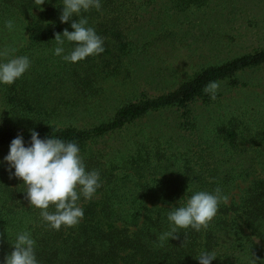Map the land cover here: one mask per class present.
Listing matches in <instances>:
<instances>
[{"label":"trees","instance_id":"trees-1","mask_svg":"<svg viewBox=\"0 0 264 264\" xmlns=\"http://www.w3.org/2000/svg\"><path fill=\"white\" fill-rule=\"evenodd\" d=\"M100 2V10L91 8L87 12L82 11L79 16L63 23L60 17L64 0H45L43 5L36 4L35 0H0V39H27L31 45L52 48L53 54L57 47L55 34L62 35L65 29L73 31L71 23L81 16L86 17L87 26L94 28L103 38L105 51L72 63L65 61L63 55L70 54L74 46L69 45L75 43L65 41V51L58 57L60 65L54 67V71L48 69L46 72L50 76L49 80H52V72L59 69L56 84L69 82L68 87L73 84L83 94L94 90L97 93L102 80L122 73L123 60L134 48L125 29L134 15L132 0ZM8 20L14 23L12 30L5 27ZM39 61L37 59L32 66ZM262 64L264 48H259L225 63L202 68L176 89L155 96L141 94L136 100L121 105L107 121L91 127L62 126L46 121L51 113L35 93L39 94L41 88L51 83H45L42 77H36L34 83L23 76L17 79L10 87L11 93L6 102L12 104L11 109L17 114L31 118H25L26 126L23 130L10 123L0 125L1 154L4 155L10 149L11 141L18 135L23 136L26 147L31 146L33 130L39 134L40 139L52 137L75 142L81 150L86 171L96 170L100 174L101 187L94 194L100 198L96 200L93 196L91 200H86L80 195L77 204L83 209V219L74 227L62 226L60 230H55L43 220L41 210L30 205L27 186L22 179L15 177V169H10L9 164L1 166L0 161V167L4 168L0 169V264H5L6 257L14 251L17 235L25 231L35 241L38 264H189L191 261L200 264L197 258L201 252L216 254L211 264H251L252 258L256 264H264V176L254 178L253 171H241L238 174L240 177L251 180L238 201L220 203V214L214 217L206 230L178 229V238H170L161 247L159 235L170 231L172 227L168 214L161 216L162 213L153 202L143 204L145 201H138L141 197L139 192H133L125 185L109 187L111 179L116 177V171L122 167L116 163L108 164L101 157L103 155L95 153L91 147L113 132L166 107L182 109L181 124L192 129L194 121L190 105L199 99L206 102L213 100L210 94L204 92L209 82L229 80L231 85L238 86L239 71ZM233 122L231 120L229 124L219 126L218 133L229 145L236 147L240 133ZM150 158L148 151L139 148L127 160V164L142 177L143 165ZM237 166L231 167L234 173L238 170ZM212 175L210 173L208 179ZM188 178L196 180L200 177L190 175ZM232 181L233 175L228 174L218 187L214 183H207L198 191L214 194L220 188L222 195H226L223 190ZM196 187L192 186L191 194L196 193ZM128 193L131 197H126L123 201L125 207H121L122 202L115 199ZM180 206L178 203L175 208ZM48 210L55 212V206L50 205ZM154 213L158 218H154Z\"/></svg>","mask_w":264,"mask_h":264},{"label":"rangeland","instance_id":"rangeland-1","mask_svg":"<svg viewBox=\"0 0 264 264\" xmlns=\"http://www.w3.org/2000/svg\"><path fill=\"white\" fill-rule=\"evenodd\" d=\"M132 3L133 19L125 29L134 45L133 51L123 60L122 73L102 80L97 93L94 90L83 94L73 84L68 87L69 82L56 84L59 69L52 72L49 80L46 71H54L61 63L59 56L52 54V48L31 45L27 39H0V51L14 48L13 56H27L31 61L24 79L34 83L36 77H42L45 83H51L41 88L39 94L35 93L51 113L46 121L91 127L107 121L121 105L141 94L170 92L202 68L264 48V0H132ZM37 59L41 61L33 67ZM0 62L5 61L0 58ZM237 78L238 86L231 85L229 80L219 81L216 99L210 102L199 99L190 105L192 129L181 124L182 109L166 107L92 144L93 151L103 155L108 164L122 167L109 187L120 184L139 192L138 201L155 203L162 216L178 203L185 206L193 195L190 193L193 185H197L196 192L207 183L218 187L220 181L232 174L233 181L223 192L228 197L227 203L238 201L251 180L240 177L241 171H253L254 178L264 176V64L239 71ZM11 85L0 83V125L10 123L23 130L25 118L31 117L17 114L11 109L12 104L6 102ZM231 120L240 133L236 147L218 133V127ZM139 148L148 151L151 157L143 165L142 177L127 164ZM9 150L4 155L0 152L1 166L8 164L4 158ZM235 165L238 170L234 173L231 167ZM210 173L213 175L208 179ZM190 175L200 178L193 180L188 178ZM128 196L131 197L130 193L115 200L125 207L123 201ZM93 198L98 200L100 196ZM154 218H158L156 213Z\"/></svg>","mask_w":264,"mask_h":264},{"label":"clouds","instance_id":"clouds-1","mask_svg":"<svg viewBox=\"0 0 264 264\" xmlns=\"http://www.w3.org/2000/svg\"><path fill=\"white\" fill-rule=\"evenodd\" d=\"M43 5L45 0H35ZM100 0H64L61 22L67 23L72 17L87 12L91 8L100 10ZM86 17H80L71 23L73 31L67 29L63 34H55L57 47L54 54L64 53L65 41L74 42L76 47L68 55H63L65 61L77 63L89 56L103 53L104 40L94 28L88 27ZM5 27L14 28L12 20L6 21ZM15 49L0 51V83L13 84L29 70L31 61L27 56H13ZM11 56V58H9ZM220 82L211 81L204 92L216 98ZM80 148L75 142H65L58 138L40 139L36 131H31V146L26 147L23 136L18 135L11 141L8 155L4 158L10 169L14 168L16 178L22 179L27 186V199L31 206L40 209L41 217L49 226L60 230L62 226L74 227L84 216L83 209L78 206L80 195L91 200L97 189L101 187L98 171H86ZM228 197L222 195L221 189L215 193L198 191L191 196L185 206H180L168 213L172 227L170 231L159 236V246L170 238H178V229L192 228L196 231L207 229L218 212L221 202L227 203ZM50 205L55 206V212H49ZM14 251L6 257L5 264H38L35 255V241L30 233L25 231L17 235ZM200 264H211L216 254L201 252L197 258ZM251 264H256L252 258Z\"/></svg>","mask_w":264,"mask_h":264}]
</instances>
